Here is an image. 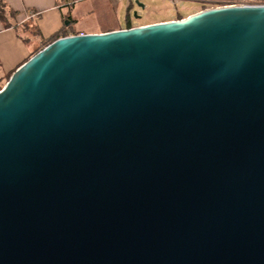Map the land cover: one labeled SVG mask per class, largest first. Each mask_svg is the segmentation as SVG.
Wrapping results in <instances>:
<instances>
[{"label":"water","instance_id":"1","mask_svg":"<svg viewBox=\"0 0 264 264\" xmlns=\"http://www.w3.org/2000/svg\"><path fill=\"white\" fill-rule=\"evenodd\" d=\"M0 264H264V3L62 36L18 66Z\"/></svg>","mask_w":264,"mask_h":264},{"label":"crops","instance_id":"2","mask_svg":"<svg viewBox=\"0 0 264 264\" xmlns=\"http://www.w3.org/2000/svg\"><path fill=\"white\" fill-rule=\"evenodd\" d=\"M101 1L70 0L69 5L60 6L62 0H0V80L25 62L46 40L77 33H99L127 28V25L120 26L118 20L90 25L89 20L96 19L94 15L101 9L99 6L102 7ZM105 1V5L115 8L119 0ZM29 10L37 11V16L27 18ZM198 11L201 9L195 12ZM173 19H177V16L163 18L161 21ZM9 51L14 55L11 63Z\"/></svg>","mask_w":264,"mask_h":264},{"label":"rangeland","instance_id":"3","mask_svg":"<svg viewBox=\"0 0 264 264\" xmlns=\"http://www.w3.org/2000/svg\"><path fill=\"white\" fill-rule=\"evenodd\" d=\"M140 3L145 5V8L140 7L136 0H121L118 1L115 8H111L110 5H105L106 1L102 0L101 9L96 12L93 19L89 20L90 25L93 24H106L112 23L114 20L119 21L120 26H126V22L129 20L133 26L144 25L161 21L163 18L176 16L178 12L188 14L195 12L196 10H203L218 5H224V2L218 1H204L203 3L199 0H138ZM230 4V3H229ZM129 7V8H128ZM137 12V16L134 12ZM37 16V15H36ZM10 42V41H9ZM43 45V44H42ZM39 45L37 49L41 48ZM14 55L9 51V63ZM4 78L0 80V83H6ZM4 86V85H3Z\"/></svg>","mask_w":264,"mask_h":264},{"label":"built area","instance_id":"4","mask_svg":"<svg viewBox=\"0 0 264 264\" xmlns=\"http://www.w3.org/2000/svg\"><path fill=\"white\" fill-rule=\"evenodd\" d=\"M121 1V0H119ZM218 2H224V5H243V4H262L264 3V1L262 0H216ZM230 3V4H229ZM70 4V0H62V4H60V6H65V5H69ZM218 6H222V5H218ZM215 7V6H214ZM37 11L34 10H29L27 12L26 17L27 18H33L37 15Z\"/></svg>","mask_w":264,"mask_h":264},{"label":"trees","instance_id":"5","mask_svg":"<svg viewBox=\"0 0 264 264\" xmlns=\"http://www.w3.org/2000/svg\"><path fill=\"white\" fill-rule=\"evenodd\" d=\"M177 19H180V18H183V17H186L187 15L186 14H183V13H181V12H178L177 13ZM133 25H132V23L128 20V23H127V26L126 27H132ZM58 38V37H57ZM56 39V38H55ZM55 39H50V40H46V41H44L43 42V45H42V47L41 48H39V49H37V50H35L28 58H30L33 54H35L36 52H38L40 49H42L44 46H46L47 44H49L50 42H52L53 40H55ZM27 58V59H28ZM26 59V60H27ZM16 69V68H15ZM15 69H13V70H11L9 73H8V75L5 77V78H7L6 79V82L8 81V79H9V77L11 76V74L15 71ZM3 85H4V83H3ZM3 85L0 83V89L3 87Z\"/></svg>","mask_w":264,"mask_h":264}]
</instances>
